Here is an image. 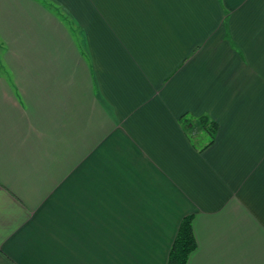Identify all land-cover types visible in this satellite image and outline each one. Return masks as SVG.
<instances>
[{
  "label": "crops",
  "instance_id": "0c3cea01",
  "mask_svg": "<svg viewBox=\"0 0 264 264\" xmlns=\"http://www.w3.org/2000/svg\"><path fill=\"white\" fill-rule=\"evenodd\" d=\"M188 216L264 264V0H0V264H167Z\"/></svg>",
  "mask_w": 264,
  "mask_h": 264
},
{
  "label": "trees",
  "instance_id": "16d2710c",
  "mask_svg": "<svg viewBox=\"0 0 264 264\" xmlns=\"http://www.w3.org/2000/svg\"><path fill=\"white\" fill-rule=\"evenodd\" d=\"M198 122L210 137L209 145L212 144L216 131L215 122L206 117H201ZM192 220V217L188 216L182 219L179 224L177 234L169 251L167 264H187L189 256L196 249Z\"/></svg>",
  "mask_w": 264,
  "mask_h": 264
}]
</instances>
